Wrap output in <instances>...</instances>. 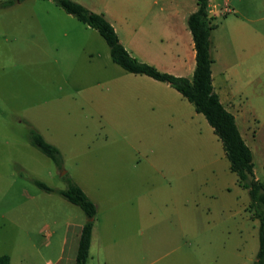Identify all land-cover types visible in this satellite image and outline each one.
Returning <instances> with one entry per match:
<instances>
[{"label": "rangeland", "instance_id": "obj_1", "mask_svg": "<svg viewBox=\"0 0 264 264\" xmlns=\"http://www.w3.org/2000/svg\"><path fill=\"white\" fill-rule=\"evenodd\" d=\"M72 1L108 19L158 7ZM255 2L240 6L256 19L243 35L215 24L210 56L215 92L264 182V0ZM31 130L57 148L60 169L30 145ZM65 178L96 207L86 264L255 261L258 221L204 117L168 85L114 64L99 34L51 0H24L0 8V257L55 264L64 244L70 264L86 217L57 194Z\"/></svg>", "mask_w": 264, "mask_h": 264}, {"label": "trees", "instance_id": "obj_2", "mask_svg": "<svg viewBox=\"0 0 264 264\" xmlns=\"http://www.w3.org/2000/svg\"><path fill=\"white\" fill-rule=\"evenodd\" d=\"M22 1L24 0H7L0 3V8L11 7ZM51 1L66 14L95 30L107 45L109 57L114 64L127 73L146 76L168 85L191 104L197 114L204 117L221 142L224 155L229 163V170L236 175L239 186L248 193V211L251 213V218L258 221L259 226V247L253 264H264V182L255 178L252 151L245 144L234 116L224 108L213 90L210 35L216 25L208 14L209 0H196V10L186 20L195 52V68L191 80L160 72L155 67L132 57L124 49L113 27L103 14L91 12L72 0ZM29 143L49 158L56 167L61 168L62 160L57 148L47 143L35 130L30 131ZM65 181L66 189L57 191V194L68 203L80 208L86 217L75 254V264H86L96 207L76 183L69 178H65ZM33 184L44 192H54L40 181L35 180ZM7 261V256L0 258V264H7Z\"/></svg>", "mask_w": 264, "mask_h": 264}, {"label": "crops", "instance_id": "obj_3", "mask_svg": "<svg viewBox=\"0 0 264 264\" xmlns=\"http://www.w3.org/2000/svg\"><path fill=\"white\" fill-rule=\"evenodd\" d=\"M233 1L209 0L208 14L213 19L214 24L219 23V20L222 19L221 25L223 27L229 25L230 30H234L237 35H243L246 31V22L254 23L256 19H249L246 15H243L240 11V6L243 1L249 3V5H254L256 0H237V3H233ZM133 4L135 3L131 2V6ZM145 4H149L152 7L158 6L156 10L153 9L155 13L150 17L144 16L141 20H136L119 13L113 19H108L107 17L105 19L113 27L124 49L135 59L140 56L139 62L149 64L160 72L191 80L195 68V52L186 20L196 10V0L190 5H187L186 0H148V3ZM211 48L212 35H210V52ZM211 79L215 92L212 73ZM240 134L244 140L243 134ZM254 175L258 179L255 167ZM81 228L79 227L76 235L75 247L66 259V262L70 264H75V254ZM92 237L93 226L89 250L91 249ZM65 240L66 238L63 239V243H65ZM64 253V244H62L60 255L56 259L55 264H61ZM89 253L90 251L88 256ZM7 264H11L10 258H8Z\"/></svg>", "mask_w": 264, "mask_h": 264}]
</instances>
